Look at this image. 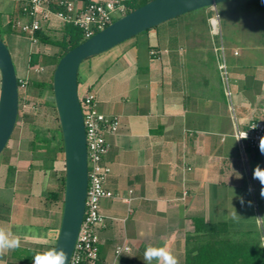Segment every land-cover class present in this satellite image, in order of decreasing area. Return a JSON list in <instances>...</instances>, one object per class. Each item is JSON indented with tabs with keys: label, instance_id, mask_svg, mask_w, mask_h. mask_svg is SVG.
<instances>
[{
	"label": "crops",
	"instance_id": "1",
	"mask_svg": "<svg viewBox=\"0 0 264 264\" xmlns=\"http://www.w3.org/2000/svg\"><path fill=\"white\" fill-rule=\"evenodd\" d=\"M83 1L76 0L77 6ZM19 2L0 0V27ZM53 19L44 28L62 29L64 23ZM186 26L187 20L176 18L138 34L119 44L96 74L80 77L98 109L120 119L117 132L106 135L104 160L112 170L105 186L115 196L101 202L107 221L99 231L97 264H145L149 245L166 246L186 264L189 236L204 237L196 231L197 217L207 226L227 221L240 235L253 230L242 222L241 190L255 182L252 165L264 168V155L243 148L235 133L264 119V45L253 53L256 41L226 42L211 29L205 51L201 33L188 34ZM8 36L18 77L27 78L36 46L26 35ZM232 43L250 44L251 51ZM23 166L13 186L5 178L0 182V226L36 254L55 247L61 214L58 204L45 203L48 191L38 168ZM119 244L131 250L117 256ZM12 252L0 255L3 264H27Z\"/></svg>",
	"mask_w": 264,
	"mask_h": 264
},
{
	"label": "water",
	"instance_id": "2",
	"mask_svg": "<svg viewBox=\"0 0 264 264\" xmlns=\"http://www.w3.org/2000/svg\"><path fill=\"white\" fill-rule=\"evenodd\" d=\"M228 0H151L126 13L66 52L53 73L54 99L64 142L65 193L61 223L54 248H62L69 264L84 219L88 193L86 126L79 96V71L88 58L170 19ZM0 155L8 145L19 115L20 88L16 66L0 38Z\"/></svg>",
	"mask_w": 264,
	"mask_h": 264
},
{
	"label": "trees",
	"instance_id": "3",
	"mask_svg": "<svg viewBox=\"0 0 264 264\" xmlns=\"http://www.w3.org/2000/svg\"><path fill=\"white\" fill-rule=\"evenodd\" d=\"M27 1L28 0H20L17 10L10 14L8 23L0 28V32L26 35L16 23L18 20L28 18L26 11ZM94 1L95 0H84L82 7ZM121 1L127 7L126 13H129L151 0ZM55 5L56 3L52 8H57ZM181 17L182 15L176 18ZM116 19L117 17L114 21ZM160 25L161 24L155 27ZM149 30L150 29L144 32H148ZM55 32L58 33L55 34ZM35 35L38 38V43L35 44L36 49L32 51L29 59L30 85L37 88L41 93L46 89H50L54 95L53 73L57 63L66 52L84 42L87 38L83 30L72 22L64 23L62 29L54 32L42 28L38 30ZM46 46H48L50 50H46ZM41 63L54 68H51L47 76L37 77L36 69ZM80 77L79 71V82L81 79ZM44 103L48 104L52 112L55 113L58 126L50 127L49 131L51 132V136H48L46 130H42L36 127L34 122L28 121V126L33 131V136L28 141L29 149L32 152L46 150L53 154L51 157L41 158V162L39 163L32 161L31 169L43 167L51 170H49L51 173L50 175L52 176L54 185L55 183L56 185L49 190L48 196L45 198V203L49 205L53 203L54 206L58 204L62 216L65 193V168L60 170V175L57 177L58 172L55 168V163L58 160L64 161L63 134L55 100H46ZM20 109L21 105L19 106L18 119L20 116ZM17 127L16 123L15 129ZM35 159L36 158L33 160ZM0 160H4L7 164L5 182L9 186H13L14 182H18L20 173L16 163L12 161L8 153V145L0 155ZM194 221L196 231L204 233V237L195 235L189 236L187 240L186 264H264V242L261 238V234L254 233L255 231L253 230H248L240 235L232 231V225L227 221H219L210 226L205 225V222L200 217L195 218ZM12 253L23 262L33 264L32 258L35 252L26 248H18L13 250ZM97 260H86L84 264H97Z\"/></svg>",
	"mask_w": 264,
	"mask_h": 264
},
{
	"label": "built area",
	"instance_id": "4",
	"mask_svg": "<svg viewBox=\"0 0 264 264\" xmlns=\"http://www.w3.org/2000/svg\"><path fill=\"white\" fill-rule=\"evenodd\" d=\"M57 8H52L54 4ZM28 18L18 20L16 25L31 39L38 43L36 32L44 25L52 24L53 18L62 23L72 22L79 26L86 38L111 24L117 16L126 14L127 7L121 0H95L86 6H77L76 0H28L26 7ZM219 17L220 14L217 11ZM217 14L210 20L213 33L222 35L221 21H216ZM155 51H152L154 53ZM224 76L228 79L227 66L223 65ZM28 78H19V88L28 86ZM86 126L88 148V193L84 219L79 231L75 249L69 264H84L86 260H97L100 255L99 231L106 226V216L101 210L104 198L114 197L115 193L106 188L105 182L111 173V167L104 158L109 151L107 133L117 132L120 119L98 109L95 95L89 93L80 98ZM256 128L253 129V127ZM247 133L246 139H241ZM243 148L259 149V140L264 136V119H254L248 122L246 128H238L235 133ZM128 244L116 246V255L130 251Z\"/></svg>",
	"mask_w": 264,
	"mask_h": 264
},
{
	"label": "rangeland",
	"instance_id": "5",
	"mask_svg": "<svg viewBox=\"0 0 264 264\" xmlns=\"http://www.w3.org/2000/svg\"><path fill=\"white\" fill-rule=\"evenodd\" d=\"M217 11L220 14V23L222 28V34L226 42L236 41V40H245V41H256L258 48L252 49V52H262L260 49V45H264V0H228L221 3H218L216 6L211 7H203L194 11H190L182 15L181 18L187 20V32L191 34L192 29L197 30L203 36L205 44V51L210 46V36L211 34V16L217 14ZM119 16H117L118 18ZM2 28V26L0 27ZM202 31V32H201ZM58 32H55V34ZM19 36H24L22 34H17ZM220 39L221 35L217 34ZM0 37L6 42L8 45L11 55L13 57L17 74L20 75V70L16 65V57L13 54V45L11 44L8 33L0 32ZM136 38V37H135ZM260 42V43H259ZM239 47V50L249 53L251 50L247 47L250 44H235L231 45ZM245 45V46H244ZM253 44L254 46H257ZM115 46L108 51L100 53L98 55L92 56L86 59L80 67V75H90L93 76L97 73L99 67L102 63H106L111 61L119 51L121 47ZM207 46V47H206ZM233 46V47H234ZM242 46L244 49H242ZM233 49V48H232ZM259 49V50H258ZM50 50V49H48ZM233 51V50H232ZM214 53L210 55L213 58ZM101 64V65H100ZM51 67L44 63H41L36 69L37 77L47 76V73L51 71ZM29 79V77H27ZM0 86H1V73H0ZM85 83L82 81L79 82V96L82 98L85 95ZM21 98V111L20 116L17 122V128L13 132V137L10 139L8 143V153L11 156L13 162L16 163L19 173L25 170V165L33 162H41V158L43 157H51L52 152H48L46 150H37L36 152H32L29 149V139L33 136V131L28 126V121H32L35 123V126L41 128L42 130H46L47 135L51 136V132L49 131L50 127L58 126V120L54 112H52L51 107L44 103V101H52L54 99V95L50 89H46L41 93L37 88L30 85V81L28 86L25 89H21L20 91ZM36 158L35 160H33ZM64 161H57L55 163V168L57 170V177L60 175V170L64 169ZM254 170L255 165H252ZM7 164L4 160H0V182H4L5 174H6ZM50 169L38 167V172L41 173V178L46 187L45 191L51 189L49 184L53 183L52 176L50 175ZM48 185V186H47ZM56 185V183H55ZM53 183V186H55ZM262 186L258 180L255 182H247V187L245 190H241L244 192V196L242 199L244 201L241 204L243 219L242 222L246 227L250 226L254 233L261 234V238L264 242V197H261L260 192ZM249 202H251V206H249ZM260 217V218H257ZM4 262L0 259V264Z\"/></svg>",
	"mask_w": 264,
	"mask_h": 264
},
{
	"label": "clouds",
	"instance_id": "6",
	"mask_svg": "<svg viewBox=\"0 0 264 264\" xmlns=\"http://www.w3.org/2000/svg\"><path fill=\"white\" fill-rule=\"evenodd\" d=\"M221 19L217 13L216 21L217 23ZM256 126L253 127V129ZM247 133L241 138L246 139ZM259 151L264 155V136L259 140ZM253 179L258 180L259 183L264 186V168L257 165L253 170ZM261 197H264V187L261 188ZM244 201L241 198V204ZM251 206V202H249ZM238 215L235 211L234 217ZM260 218V217H257ZM21 247V238L18 235L13 234L6 227L0 226V255L5 252L12 251ZM33 264H67L68 256L67 253L62 248H53L44 252L36 253L32 258ZM143 261L145 264H179L178 258L173 254V252L166 246H152L146 247L143 253Z\"/></svg>",
	"mask_w": 264,
	"mask_h": 264
}]
</instances>
